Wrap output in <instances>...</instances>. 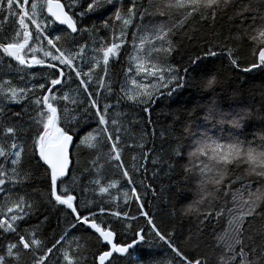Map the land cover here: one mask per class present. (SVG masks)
I'll list each match as a JSON object with an SVG mask.
<instances>
[{"label":"snow or ice","instance_id":"1","mask_svg":"<svg viewBox=\"0 0 264 264\" xmlns=\"http://www.w3.org/2000/svg\"><path fill=\"white\" fill-rule=\"evenodd\" d=\"M108 5L113 6L111 15L99 25L85 26V17ZM228 10L230 20L241 21L234 35L231 30L228 36L213 32L211 40L200 35L199 25L214 28L217 18ZM255 11L242 0H149L147 7L140 0H130L127 5L123 0H0V64L11 68L15 62L14 71L19 73L17 80L0 78V231L14 235V241L0 254V264H52L53 257L56 264H89V256L91 264H116L141 242L154 247L149 240L153 236L172 255L166 260L150 255L136 264H210L200 251V237H189L191 250H187L175 242L174 232L162 231L144 210L132 174L147 171L144 165L151 153H155L151 163L161 164L165 130H159L160 151L154 140L153 147L145 150L149 133L144 126L140 142L131 145L122 140V133L129 134V126L139 120L119 109L122 102L139 107L147 114L146 125L152 126L155 138L152 105L182 90L190 69L194 71L205 59H219L241 73L264 70V14L253 15L247 26L242 23L246 13ZM146 15L166 19L145 24ZM9 21L14 27L6 34ZM101 30L105 32L102 37L98 36ZM185 41L199 50L183 66L171 63L173 53L179 55ZM117 65L120 72L113 70ZM37 66L39 71H28ZM74 82H78L76 89L71 88ZM220 82V72L214 70L205 74L202 87L214 92ZM12 104L20 105V110L12 111ZM209 115H213L211 110ZM92 119L96 127L79 134L80 125ZM229 122L234 128L241 127L240 118ZM183 130L189 132L190 124L185 122ZM26 145H30V156ZM133 146L141 157H131L130 172L122 154ZM170 148V159L163 163L171 171L175 167L171 161L183 160L187 151L184 169L196 171L198 203L208 204L201 224L215 220L219 227V231L213 229L211 245L219 249L215 264H264V230L259 244L249 234L253 221L264 220V134L258 143L239 137L224 142L205 137L196 141L193 150H186L177 138ZM81 151L90 157L84 167L80 165ZM106 165L132 185L130 191H123V200L125 204L137 202L147 231L145 227L133 229L129 221L137 217L115 203L120 197L111 190H119L120 180L105 176ZM41 174L46 188L33 183ZM141 184L156 195L151 185ZM41 202L62 206L61 211L67 210L72 221L50 237L40 233L47 215L37 225L22 227L40 211ZM121 224L138 239L119 242ZM81 227L95 235L101 245L96 251L79 242L83 238L76 233ZM205 246H209L207 242ZM23 253L30 254V261L22 262Z\"/></svg>","mask_w":264,"mask_h":264},{"label":"trees","instance_id":"2","mask_svg":"<svg viewBox=\"0 0 264 264\" xmlns=\"http://www.w3.org/2000/svg\"><path fill=\"white\" fill-rule=\"evenodd\" d=\"M64 2V0H62ZM124 4H129L130 0H123ZM140 2L147 7L149 0H140ZM159 3V0H155ZM245 5H251L255 12L246 13V18L242 21L244 26L252 23V16L264 14V3L262 0H242ZM116 6H119L117 3ZM113 6L108 5L106 8L98 13L90 14L84 18L85 26L91 24L99 25L102 18H107L111 15ZM152 11V9H150ZM231 10L226 11L222 18L218 17L215 27L210 28L207 23L199 25L200 35L213 39L212 33L219 32L222 36L235 34V29L240 25L241 21L237 18L229 19ZM161 18L158 16H145L144 23H156ZM259 22V20H257ZM14 25L9 21V26L6 28V34H11ZM135 28L130 29L129 39H131V32ZM105 32L101 30L98 36H104ZM131 53L130 45H126ZM204 47L201 42L200 48ZM199 49L197 45L189 44L185 41L179 51V55L173 53L171 63L183 66L187 63V57L195 54ZM12 67L9 68L5 64H0V78L18 79L19 73L15 72L16 67L14 62H11ZM40 69H31L28 71L37 72ZM114 71L120 72L121 69L117 65ZM219 71L221 75V82L216 91L212 92L202 87V81L206 73ZM122 75L120 79H122ZM78 82L71 84L72 89L77 88ZM118 90V87H117ZM238 90V91H237ZM103 96V93H101ZM109 102L114 103L113 97H109ZM12 111H19L21 106L12 104L9 106ZM121 111L128 112L130 116L139 120V124L130 125V133L124 135L122 133V140H127L131 145L140 142L139 132L141 126L147 128L149 135L144 139L145 150L153 147V140L157 151L161 150L162 141L159 138V130H165V142L163 148V160L170 159L171 148L179 142L186 150H193L196 141L205 137L214 138L224 142V139L239 137L242 141L259 142V137L264 134V70H254L251 73H241L233 71L227 67V64H221V61L216 58L205 59L204 62L194 71L190 69L189 78L186 86L174 93L172 97H161L157 100L151 108V119L154 122L153 126L157 128V135L155 138L151 135L152 126L146 125L147 114L139 107H130L127 103L122 102L120 105ZM213 115H209V111ZM240 114H243L242 116ZM221 115L223 119H221ZM179 116L177 120L176 117ZM207 117V118H206ZM240 118L241 127L234 128L229 122L231 119ZM27 119V118H26ZM187 122L190 124V131L184 132L183 126ZM170 126V127H169ZM96 127L95 120L92 119L88 123L80 125L79 134H86L88 131ZM224 138V139H221ZM28 155H31L30 145H26ZM135 155L139 159L141 151L136 147H126L123 151L122 158L125 167L129 168L131 172V157ZM155 153H151L149 160L145 163L147 171L141 174H132V179L135 182L137 191L142 195L144 202V210L149 212L153 217L157 226L164 232H174L175 242L187 250H191V245L188 243V238L193 240L200 237L201 249L200 251L207 255L210 259V264H215V258L219 254V249L211 247L213 244V229L219 231V227L215 220L205 221L201 224L203 219L202 213L207 209V202L200 204L199 195V176L195 170L186 172L184 165H188L187 151L184 153L183 160L175 163L174 169L169 171L167 165L161 161V164L153 165L151 159L154 158ZM90 159L83 151L80 153V165L84 167L86 161ZM3 158H0V163ZM10 167L9 165H7ZM114 172L116 175L114 176ZM155 173V175H154ZM104 174L108 178H116L120 180L119 190H111L113 195L120 198L115 202L119 204L120 209L129 212V215L137 217L135 221H129L133 225V229L139 227H147L144 217L140 216L138 204L135 200H129L128 204L124 203L123 191H130L132 185H129L127 180L118 174V171L113 169L111 165H106ZM151 185L156 190L154 196L151 189H145L141 184ZM33 183L39 187L46 188V181L43 175H38ZM258 186V185H257ZM31 192V188L28 189ZM147 191V195H144ZM35 198L39 199V194H33ZM3 194H0L2 197ZM219 203V202H217ZM106 207H113V205H105ZM62 206H53L46 202H41L40 211L31 219L22 223V227H30L37 225L43 221L45 215L48 216V222L41 224L40 233L45 237H50L54 233L61 232L65 226L72 221L71 215L67 210L61 211ZM191 209V211H189ZM83 211V209H81ZM104 218V217H102ZM114 219V218H113ZM261 230H264V220L256 219L253 221L250 233L257 244L260 243L262 237ZM77 237H82L80 243L86 244L90 251H96L101 247L97 243L95 235L91 234L90 230L79 228L76 233ZM134 237L131 229H126L122 224L120 225V234L117 240L121 243H131ZM152 240L154 247L149 248L146 243L141 242L135 248L129 250V255L120 257L116 264H136L138 259L146 258L150 255L155 256L159 260H166L170 258L171 251L163 242L158 241L154 236L149 237ZM14 241V235L11 233H4L0 231V254L4 253V248L9 242ZM205 242L209 246H205ZM31 256L28 253H23L22 262L30 261ZM52 264H56L55 257L51 258ZM89 264H91V256H89Z\"/></svg>","mask_w":264,"mask_h":264},{"label":"water","instance_id":"3","mask_svg":"<svg viewBox=\"0 0 264 264\" xmlns=\"http://www.w3.org/2000/svg\"><path fill=\"white\" fill-rule=\"evenodd\" d=\"M15 63V62H14ZM34 69H39V66H37L36 68H34Z\"/></svg>","mask_w":264,"mask_h":264}]
</instances>
